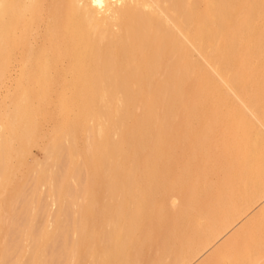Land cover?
<instances>
[{
    "label": "bare ground",
    "instance_id": "bare-ground-1",
    "mask_svg": "<svg viewBox=\"0 0 264 264\" xmlns=\"http://www.w3.org/2000/svg\"><path fill=\"white\" fill-rule=\"evenodd\" d=\"M263 64L264 0H0V264H264Z\"/></svg>",
    "mask_w": 264,
    "mask_h": 264
},
{
    "label": "rangeland",
    "instance_id": "rangeland-1",
    "mask_svg": "<svg viewBox=\"0 0 264 264\" xmlns=\"http://www.w3.org/2000/svg\"><path fill=\"white\" fill-rule=\"evenodd\" d=\"M33 33H34V32H33ZM231 39H232V38H231ZM81 48L84 49L85 46L83 45V46H81ZM263 66H264V64H263ZM12 71H13L12 73L10 72L11 75H12V76H15L14 74H16V68H15V71H14V69H13ZM10 81H12V80H10ZM10 81L8 80V81H6V83H5V84H7L8 86H7V85H5V86L3 85V87L0 88V96H1V97H0V101L2 100L1 98L5 96L6 92H8V91H10V90L12 89V84H11ZM9 83H10V84H9ZM9 88H10V89H9ZM1 89H2V90H1ZM4 89H5V90H4ZM252 90H253L254 92H256V93L259 94L260 102L263 104V103H264V87L262 88L260 85H258V84L256 85V84H255V85H253ZM3 93H4V94H3ZM223 93H225V92H223ZM49 106H50V104L48 105L47 109H48V110L51 109V111H52L51 113H53L54 110H52V109H53L52 106H51V108H50ZM49 108H50V109H49ZM231 113H232V112H231ZM46 119H47V118H46ZM49 119H50V118H49ZM41 120H42V119H41ZM44 121H45V120H44ZM44 121H41V122H40V126L38 127V130H37V131H39V133L36 132L37 134H35L34 141H33L32 144L30 145V146H32V147H30V148L28 147V151H27L28 154H25V155H24L23 160L27 157V158L25 159V161H24V162H25L24 165H23V162L21 163L22 166H23L24 168H22L21 166H18L17 169H19V168H20L19 170H21V169H26L25 167H27V164L29 165V162H31L32 160H35V159L37 158V156H39L38 159L42 157V151H41V150H42L43 146H44V148H45V144L47 143L48 134L50 133V128H51V125H52V120H50V121L48 120V122H46L47 120H46L45 122H44ZM48 123H49V124H48ZM50 124H51V125H50ZM43 126H44V127H43ZM48 126H49V127H48ZM41 128H42V129H41ZM40 129H41V130H40ZM256 130H257V129H256ZM40 134H41V135H40ZM36 136H37V137H36ZM38 136H39V137H38ZM36 138H37V139H36ZM248 139H251V140H252L253 137H249ZM35 140H36V144L34 143ZM37 141H38V142H37ZM33 143H34V144H33ZM34 148H35V149H34ZM39 148H40V149H39ZM29 150H30V151H29ZM39 151H40V152H39ZM30 152H31V153H30ZM263 152H264V150H263ZM28 155H30V156H28ZM30 159H31V160H30ZM27 161H28V163H27ZM26 163H27V164H26ZM25 164H26V165H25ZM27 168H28V167H27ZM19 170H17L16 172L14 171V172H15V174H14L15 176L13 177V175H12V177H13L12 180L15 181V182H17V183H18L19 181L21 182L23 179H25V178L23 177L22 174H24V176H26V175H27L26 173L29 172V174H28V175H29V176H28L29 178H27L26 184L30 183V182L32 181V177H33V176H32V173H30V170H25V171H24V170H23V171L21 170L20 172H19ZM26 171H27V172H26ZM20 173H22V174H20ZM25 174H26V175H25ZM25 180H26V179H25ZM15 182H13V184H14ZM5 195H7V194L5 193ZM1 196H2V195H1ZM232 198H233V197H232ZM12 199H13V198H12ZM10 200H11V199H10ZM19 200L21 201L22 199H21V198H20V199H19V198L16 199L17 202L15 201L16 203H14V204H13V202H12L13 200H12L11 203H12L13 205H16V206H12V207H11V205H10L11 203L8 204L7 202H5L6 205H7V204L10 205V209H9L10 211H8L9 213L11 212V209H12V211H13V210L17 207V205H18V208H17V211H18L19 207L21 206V204H18V203H19ZM6 201H8V200H6ZM47 201H50V199H47ZM21 202H22V201H21ZM21 202H20V203H21ZM5 204H4V205H3V204L1 205V206H2V209H0V210H1V213H2V214H3L4 208H5V210H8V208H9L8 205H7V208H6V207H5V206H6ZM263 204H264V203H263ZM263 204H262V205H263ZM262 205H261V206H262ZM261 206H260V207H261ZM3 207H4V208H3ZM14 207H15V208H14ZM260 207H259V208H260ZM49 209L51 210V212H53V210L55 209V208H54V205H53V206H50ZM2 210H3V211H2ZM15 210H16V209H15ZM15 210H14V213L16 212L15 215L12 213L15 217H16V214H17V217H18V218H19V217H20V218H24V217H25L24 215L27 216V214H25L23 211H21V212H23V213H21V212H17V211H15ZM257 210H258V208H257L252 214H250L246 219H244V220H243V221H242V222H241V223H240V224H239V225H238V226H237V227H236L231 233H229L226 237H228V236L231 235L234 231H236V230H237V229H238V228H239V227H240V226H241L246 220H248V219H249V218H250V217H251V216H252ZM4 212H7V211H4ZM9 213H8V214H9ZM18 213H20L21 215L18 214ZM30 213H31V211H30ZM22 214H23L24 217L22 216ZM18 215H20V216H18ZM3 216H4V214H3ZM3 216H2V218H3ZM6 216H7V215H6ZM6 216L4 217V218H5L4 221H6L7 218H8L9 216L11 217V214L8 215L7 218H6ZM14 216H13V217H14ZM10 217L8 218V222H6V225H7V224H8V225L10 224V223H9V222L11 221V220H10ZM15 217H14V218H15ZM17 217L15 218V220H16V219H17V220L20 219V218L18 219ZM25 218L27 219V217H25ZM25 218H24V219H25ZM11 219L13 220V218H11ZM2 220H3V219H2ZM9 220H10V221H9ZM17 220H16V221H17ZM21 221H22V220H20L19 222H21ZM25 221H26V220H23V222H21V223L24 224ZM4 223H5V222H4ZM12 223H13V224L15 223L14 226L18 224V223L15 222V221L12 222ZM21 223H20V225H19V224H18V225L22 227L23 224H21ZM25 224H26V223H25ZM11 226H12V225H10V228L8 229L9 231H11V228H12ZM14 226H13V227H14ZM12 230H13V229H12ZM12 232H13V231H12ZM9 233H10V232H9ZM8 235H9V234H8ZM1 236L3 237L2 234H1ZM226 237H225V238H226ZM8 238H9V240H10V238H12V237L8 236ZM225 238H224V239H225ZM2 239H3V238H0V240H2ZM224 239H223V240H224ZM24 242H25V241H24ZM24 242H22V243L24 244ZM207 254H208V253H207ZM207 254H206V255H207ZM206 255H205V256H206ZM205 256H204V257H205ZM201 259H202V258H201ZM201 259H200V260H201ZM200 260H199V261H200ZM197 263H199V262H197ZM197 263H194V264H197Z\"/></svg>",
    "mask_w": 264,
    "mask_h": 264
}]
</instances>
